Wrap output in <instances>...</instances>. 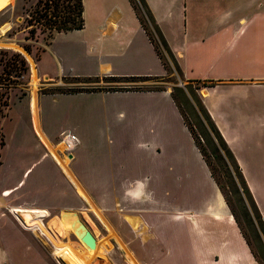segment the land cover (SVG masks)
Returning a JSON list of instances; mask_svg holds the SVG:
<instances>
[{
	"label": "crops",
	"instance_id": "obj_1",
	"mask_svg": "<svg viewBox=\"0 0 264 264\" xmlns=\"http://www.w3.org/2000/svg\"><path fill=\"white\" fill-rule=\"evenodd\" d=\"M144 1L182 76L208 84L200 99L233 151L264 219V177L258 170L264 162L254 154L264 136V0ZM82 3L83 27L53 34L34 63L39 78L120 83L167 75L129 0ZM122 84L90 87L129 89L31 91L29 118L38 151L26 164L16 162L18 175L0 176V215L10 210L21 231L38 226L56 243L53 219L63 209H75L91 229L86 213L109 241L129 243L130 249L120 244L128 264H260L172 89ZM107 95L130 100L116 107L95 102ZM41 97L65 101L58 113L65 121L63 133L43 127ZM32 100L48 147L34 129ZM63 225L74 232L66 217ZM103 248L99 245L97 254ZM53 253L61 263L82 259L58 244ZM0 264L44 263L34 243L20 233L0 242Z\"/></svg>",
	"mask_w": 264,
	"mask_h": 264
},
{
	"label": "rangeland",
	"instance_id": "obj_2",
	"mask_svg": "<svg viewBox=\"0 0 264 264\" xmlns=\"http://www.w3.org/2000/svg\"><path fill=\"white\" fill-rule=\"evenodd\" d=\"M37 2L38 0H0V161L2 162L0 165V176L13 177L18 175L16 162L18 166L26 164L37 154L38 142L35 144L36 138L32 132L29 118L31 91L33 93L37 91L38 95H42L96 85L109 84L117 86L121 83H123L122 85H135L147 89L168 87L172 89L173 96L180 107L184 120L192 126L200 142L205 147L214 177L218 181L223 196L226 198L228 207L248 238L252 249L258 258L264 262V233L255 216L253 205L244 191V194L241 190L238 192L236 184L230 177V173L224 164L223 157L221 154H216V143L213 138V132L208 126L200 107L198 98L203 95L204 89L208 84L186 80L180 70L177 69V62L172 61L167 52L162 48L159 51L168 70L167 75L162 80L147 79L119 83L106 81L104 78L103 80L97 79L90 82L63 78L57 83L49 78H39L34 63L37 60V56L41 55L44 46L50 38L48 37V30L42 32L40 27L35 28L33 24H30V21L36 16ZM73 2L71 1L69 4ZM62 4L64 5L65 1ZM60 9L59 14H65V9L62 5ZM150 29L152 28L150 27ZM23 45L29 46L30 52H27L23 48ZM17 53L20 56H16ZM22 58L28 66L27 70L23 69L24 63L21 61ZM58 100L56 99L55 101L49 97H41L40 106L44 118V120H41V123L47 131L52 130L53 132L63 133L65 121L63 115L59 114L58 116V113L60 111L59 108L64 106L65 101L60 100L57 103ZM129 100L130 98L122 95H107L96 99L95 102L116 107L128 103ZM31 110L34 129L39 135L41 142L48 147L49 142L40 132L36 121L34 100L31 102ZM61 136L62 134L56 139L55 145L61 140ZM58 147L59 145L55 148ZM254 154L259 157L260 162H264V136L260 137V142L256 144ZM58 161L61 162L60 159ZM258 170L261 171L264 177V168ZM79 191L81 192L80 189ZM60 211L56 210L55 214H58ZM14 217V214L10 210L9 212L4 211L3 215H0V242L9 239L12 235L17 234L19 236L22 233L24 238L34 243L39 250L44 264H128L125 250L120 244L130 249L129 243L120 241L119 245H117L113 241H109V235L107 236V234L102 233L94 218L86 213H84V219L91 227L93 235L104 240L100 239L98 241V245L94 251L89 250V248L86 249V246L83 245V242L77 237L75 232L66 231V225H63L65 217L61 212L53 219L50 225L57 238L56 243L58 245L76 250L82 256L81 261L87 257L82 262L76 263L68 262L65 259L61 263L55 257L53 251L57 248V244L48 230L43 231L38 226H23L22 232L20 229L22 223L19 220L17 222L19 226L15 229L18 224L14 221ZM104 242L111 245V247L108 248L106 246L105 248ZM99 245L100 249L104 248L97 254ZM93 248L91 247L90 249Z\"/></svg>",
	"mask_w": 264,
	"mask_h": 264
},
{
	"label": "trees",
	"instance_id": "obj_3",
	"mask_svg": "<svg viewBox=\"0 0 264 264\" xmlns=\"http://www.w3.org/2000/svg\"><path fill=\"white\" fill-rule=\"evenodd\" d=\"M64 1H65V4L63 5L62 3ZM71 1H74V2L72 4H69V3H71ZM129 1H130L131 5L133 6V8L135 9V12H136L143 28L147 32L150 40L153 42L155 49H156L157 53L159 54V56L161 57V59H162V56H161V53L159 51L160 48L165 50L167 52V54L170 56L171 60L176 63L175 58H174L173 54L171 53L170 49L168 48L167 43H166L165 39L163 38L158 26L156 25L152 15H151V12L149 11L145 1L144 0H129ZM61 5L65 9V14H63V15L59 14V12L61 10L60 9ZM35 13H36V16L33 20L31 19L32 21H30V24H33L35 26V28L40 27L42 32L45 30H48V37L49 38H51L55 32L80 29L84 25V19H83V15H82V13H83L82 0H38V2L36 4ZM149 25L152 29H150ZM32 29H34V28H32ZM23 48L27 52H30L29 46L23 45ZM16 56H20L19 53H17ZM38 58H39V56H37V59ZM21 61L24 63L23 69L27 70L28 66L25 63V60L22 58ZM164 65H165V63H164ZM177 69H179L178 66H177ZM80 89H82V88H80ZM84 89L90 91V90H96V89L121 90V89H129V88H123V87H109V88L90 87V88H84ZM172 96H173V92H172ZM173 98H174V96H173ZM198 99H199L200 107H201L202 113L205 117V120L207 121L208 126L210 127L211 131L213 132V138H214L215 143H216V145H215L216 154H218V155L221 154V156L223 157L224 164H225L228 172L230 173V177L233 179L234 183L236 184V188L239 192L240 191L239 186L237 185L234 174H233L232 170L230 169V167L227 163V160L225 159V156L227 157L228 161L232 165V168H233L237 178L239 179V181L242 184L241 186L243 188V191L247 194V196L249 197V199L253 205L255 216L258 219V222L260 224V228H261L262 232L264 233V219H263L262 214L259 210V207H258V205H257V203H256V201H255V199L251 193V190H250V188L246 182V179L243 175L241 167H240L233 151L231 150L230 146L228 145L225 138L221 134L219 128L217 127L215 122L209 116V114H208L205 106L203 105L201 99L200 98H198ZM174 100H175V98H174ZM177 106H178V104H177ZM179 110H180V107H179ZM180 112H181V110H180ZM187 125L191 131V134L193 136L195 144L200 149L201 154L203 155L207 165L209 166L211 175L215 179L214 174H213V170H212V166H211V162L207 158L205 147L200 142L198 135L195 132V130L192 128V126L189 124H187ZM215 181H216L217 185L219 186L218 181L216 179H215ZM224 199L226 201L225 196H224ZM235 220L237 221L236 218H235ZM237 223H238V221H237ZM238 225H239V223H238ZM239 227H240V225H239ZM240 229H241L243 235L245 236V238H246L254 256L256 257V259L259 261L260 264H264V262L260 258H258L257 254L252 249V246H251L248 238L244 234L241 227H240Z\"/></svg>",
	"mask_w": 264,
	"mask_h": 264
},
{
	"label": "water",
	"instance_id": "obj_4",
	"mask_svg": "<svg viewBox=\"0 0 264 264\" xmlns=\"http://www.w3.org/2000/svg\"><path fill=\"white\" fill-rule=\"evenodd\" d=\"M225 159L227 160V163L230 167V169L232 170L233 174H234V177H235V180L237 182V185L239 186V189L242 191V193L244 194L243 192V188L237 178V176L235 175L234 173V170L232 168V165L230 164V162L228 161L227 157L225 156ZM247 201V200H246ZM69 213L71 216H72V219L77 223V226L81 229V230H84V234L87 235V237L85 238L84 240V244L88 247V248H91V247H95L96 245V237L93 235L91 229H89V227H87V225L82 221V219L80 218L79 216V213L77 210L75 209H63L61 211V213Z\"/></svg>",
	"mask_w": 264,
	"mask_h": 264
},
{
	"label": "bare ground",
	"instance_id": "obj_5",
	"mask_svg": "<svg viewBox=\"0 0 264 264\" xmlns=\"http://www.w3.org/2000/svg\"><path fill=\"white\" fill-rule=\"evenodd\" d=\"M62 214L66 217L67 219V226H71L73 228V231L77 234V237L83 242V245L84 244V240L85 238L87 237V235L84 234V230H81L78 226H77V223L72 219V216L69 214V213H63ZM98 245V240L96 239V245L93 249H90L91 251H94L95 248L97 247ZM86 246V245H85ZM87 247V246H86ZM88 248V247H87Z\"/></svg>",
	"mask_w": 264,
	"mask_h": 264
}]
</instances>
